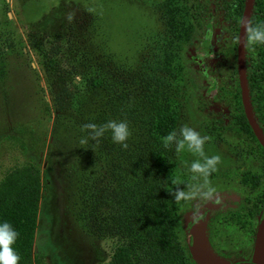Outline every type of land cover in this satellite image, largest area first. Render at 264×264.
I'll return each instance as SVG.
<instances>
[{
    "label": "rangeland",
    "instance_id": "374dc122",
    "mask_svg": "<svg viewBox=\"0 0 264 264\" xmlns=\"http://www.w3.org/2000/svg\"><path fill=\"white\" fill-rule=\"evenodd\" d=\"M188 8L189 0H0V174L25 160L40 166L46 183L34 253L44 264L109 261L124 240L121 232L129 230L124 219L147 251L141 264H188L168 221L175 200L165 197L164 171L175 167L187 184L203 183L190 172L201 158L165 148L167 135L155 130L160 119L172 132L188 126L211 137L204 153L220 157L208 178L220 203L201 209L231 208L263 181L259 158L246 156L249 146L199 130L195 87H209L208 76L226 81L224 60L235 57V46L233 36L213 29L206 41L215 56L199 54L204 37L190 46ZM156 33L178 37L182 54L148 83L128 78L145 67ZM190 68L208 76L197 78ZM109 120L128 123L126 149L111 133L80 144L88 135L84 124ZM17 138L23 144L11 147L9 139ZM191 219L192 211L183 216L185 229ZM217 238L240 256L232 259H249L246 229L222 224Z\"/></svg>",
    "mask_w": 264,
    "mask_h": 264
},
{
    "label": "trees",
    "instance_id": "16d2710c",
    "mask_svg": "<svg viewBox=\"0 0 264 264\" xmlns=\"http://www.w3.org/2000/svg\"><path fill=\"white\" fill-rule=\"evenodd\" d=\"M246 3L247 0H189L188 17L184 28L192 33L190 46L204 37L199 54L210 57L215 56L207 47L206 36L210 31L217 29L223 36L234 37L235 57L224 60L227 74L224 83L209 77L201 69L190 68L195 77L208 76L210 82L206 89L195 87L197 108L203 114L199 122V130L219 139L232 136L233 139L251 141L252 143L247 145L259 158L264 168V146L255 136L245 113L237 66L238 35ZM249 19L253 24L264 25V0H253ZM151 40L153 45L146 57L145 67L137 75H128V78L133 79L139 76L141 82L148 83L156 78L157 73L168 70L175 57L182 54L178 37L174 38L169 33H156ZM244 61L250 106L264 135V45H257L254 50L245 49ZM188 63L191 65L190 59ZM223 92L228 95V99H224L225 95L223 98L220 96ZM218 99L222 101L219 102ZM224 107L227 108V114H224ZM155 130L158 134L168 135L172 132V124L166 119H160L156 122ZM9 144L11 147H18V144L23 143L17 138V141L9 139ZM174 180L179 182V188L187 186L186 178L175 167L164 171L163 191L165 197L169 199L173 198L171 193L177 187V184L173 183ZM45 183L42 181L39 164L33 160L16 162L0 174V226L7 223L18 233L15 242L11 245L19 256L18 264H44L43 257L34 253V242L39 226V204L43 197ZM263 205L264 178L255 190L242 194L234 207L211 210L207 225L213 249L226 258L240 257L238 253L225 249L217 238L218 228L222 224H234L247 230L252 240L253 250L257 217L261 216L260 210ZM168 206L170 207L168 221L180 238L179 251L188 264H196L188 250L183 225V216L192 211L193 203L170 202ZM124 221L128 222L129 227L128 231L121 232L124 240L116 246L109 261L99 264H141V260H144L147 251L141 236L132 229L130 220L124 219ZM164 243L168 249L173 248L169 236ZM142 254H144L143 258H141Z\"/></svg>",
    "mask_w": 264,
    "mask_h": 264
},
{
    "label": "clouds",
    "instance_id": "9594fccd",
    "mask_svg": "<svg viewBox=\"0 0 264 264\" xmlns=\"http://www.w3.org/2000/svg\"><path fill=\"white\" fill-rule=\"evenodd\" d=\"M241 26L245 32V49L254 50L257 45H264V25L253 24L249 19L242 21ZM81 130L88 133L87 136L81 138V145H86L89 139L99 142L105 133H111L113 143L126 149L128 147L127 140L131 135L126 121L109 120L102 125L87 123L82 126ZM210 139L211 137H202L197 131L188 126H183L178 132L173 131L162 138L165 148L174 145L177 153L187 150L201 158L191 163L190 172L193 174V181L203 180V183L186 184V188L181 189L178 187L179 182L174 180L173 183L177 184V187L171 193L178 204L181 201L193 203V219L199 217L203 205L209 202L220 203L216 189L211 186L208 179L217 170V165L220 163L218 155L209 157L204 153V144ZM17 235L18 233L9 224L5 223L0 226V264H18L19 256L11 247Z\"/></svg>",
    "mask_w": 264,
    "mask_h": 264
},
{
    "label": "water",
    "instance_id": "95a60500",
    "mask_svg": "<svg viewBox=\"0 0 264 264\" xmlns=\"http://www.w3.org/2000/svg\"><path fill=\"white\" fill-rule=\"evenodd\" d=\"M253 0H247L242 21L249 19ZM240 24L238 35V47H237V66L239 81L242 93V101L244 105L245 113L248 116L252 130L261 143L264 146V135L261 132L259 125L257 124L251 106L249 102L248 86L246 82L245 74V32ZM200 59V57H198ZM210 207H204L200 209V215L197 219H191L185 229L186 244L191 254L192 259L196 264H264V208L261 217L258 219L256 227V238L254 242V248L251 252L249 259L239 260L230 259L218 254L210 245L207 232V221L210 213Z\"/></svg>",
    "mask_w": 264,
    "mask_h": 264
},
{
    "label": "flooded vegetation",
    "instance_id": "af4514ba",
    "mask_svg": "<svg viewBox=\"0 0 264 264\" xmlns=\"http://www.w3.org/2000/svg\"><path fill=\"white\" fill-rule=\"evenodd\" d=\"M252 128V127H251ZM225 138H230V139H232L233 141H234V143H236V144H242V145H244V146H246L248 143L250 144V143H252L251 141H246V140H239V139H233L232 138V136L231 137H229V136H226ZM261 144V143H260ZM248 146V145H247ZM248 148V147H247ZM247 148H246V156L247 155H255V153L253 152V150H250L249 148H248V150H247ZM261 166H262V177L264 178V168H263V165H262V163H261ZM260 183H258V184H255V182L252 184L253 185V188H251V190H255L256 189V187L259 185ZM240 199H241V197H240ZM239 199V200H240ZM239 200L237 201V202H239ZM236 202V203H237ZM236 203L233 205V207L236 205ZM232 208V207H231ZM263 208H264V205H263V207H262V209L260 210V214L262 215V211H263ZM211 212V211H210ZM209 215H210V213H209ZM261 216H259L258 215V217H257V224H258V219L260 218ZM209 218V217H208ZM207 223H208V221H207ZM207 232H208V239H209V228H208V225H207ZM209 242H210V240H209ZM210 245H211V243H210ZM213 248V247H212ZM218 253V252H217ZM219 254V253H218ZM221 255V254H220ZM230 259H232V258H230Z\"/></svg>",
    "mask_w": 264,
    "mask_h": 264
}]
</instances>
